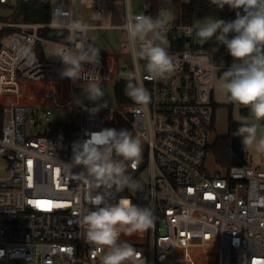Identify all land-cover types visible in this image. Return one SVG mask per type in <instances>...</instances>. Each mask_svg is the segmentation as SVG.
<instances>
[{"label":"built area","instance_id":"built-area-1","mask_svg":"<svg viewBox=\"0 0 264 264\" xmlns=\"http://www.w3.org/2000/svg\"><path fill=\"white\" fill-rule=\"evenodd\" d=\"M42 1L51 3L45 23L16 20L13 0H0V33L11 39L0 47V264H100L79 223L90 207L73 175L82 166L70 170L65 164L77 141L104 128H126L142 142L141 163L129 173L144 191L114 195L154 212L153 227L121 237L142 253L141 264H264V168L248 162L224 171L207 167L216 82L233 63L225 46L215 38L200 46L189 34L194 22L169 4L124 0L125 21L113 24L110 0ZM79 5L91 9L89 20L78 15ZM139 15L159 16L169 26L161 43L174 71L163 79H147L146 61L133 55L126 26ZM235 18L229 9L222 19ZM75 20L89 26L85 34L70 30ZM101 29L120 32L118 50L100 51L99 64H85V72L114 84L133 74L150 92L148 104H107L91 114L86 109L94 104L76 103L74 88L85 81L61 78L64 65L55 55L70 40L92 43L93 31ZM45 30L68 31L69 38L51 39ZM46 42L54 44L52 59L46 58ZM56 110L68 111L69 118ZM66 123L73 124L70 136L47 134Z\"/></svg>","mask_w":264,"mask_h":264},{"label":"clouds","instance_id":"clouds-1","mask_svg":"<svg viewBox=\"0 0 264 264\" xmlns=\"http://www.w3.org/2000/svg\"><path fill=\"white\" fill-rule=\"evenodd\" d=\"M210 2L221 10L227 5L236 11V18L225 21L209 16L196 20L189 34H194L200 46L215 38L233 58L222 72L218 88L226 102L248 109V116L239 118L235 133L241 138L242 147L264 153V133L258 135L264 122V0ZM88 29L79 20L70 25L75 33L85 34ZM168 30L167 22L159 16L139 15L126 26L133 55L146 61L149 80L163 79L174 71L173 58L161 43ZM70 44L55 55L64 65L59 75L73 83L85 81L83 99L77 98L76 103L84 107V100L91 102L95 106L86 110L96 114L107 107L105 92L99 75L85 72L84 65H98L101 50L86 40H70ZM204 58L213 64L208 53ZM122 78L126 81L127 97L139 105L150 102V92L133 74L126 73ZM142 151L141 140L128 129L104 128L88 140L77 141L71 163L65 164L70 170L82 166V171L73 175L82 183L84 200L90 207L80 213L79 223L84 229V242L90 245L93 256L99 255L100 264H141L142 253L121 237L153 227L154 212L149 206L133 204L128 197L115 201L114 195L125 189L132 195L144 191V185L129 173L141 163Z\"/></svg>","mask_w":264,"mask_h":264},{"label":"trees","instance_id":"trees-1","mask_svg":"<svg viewBox=\"0 0 264 264\" xmlns=\"http://www.w3.org/2000/svg\"><path fill=\"white\" fill-rule=\"evenodd\" d=\"M124 0H121V5ZM156 5L169 4L172 5L178 11H184V15L189 21H193L194 18V6L195 0L188 4L172 3L170 0H152ZM14 18L16 20L25 22H48L50 20L51 3L43 2L42 0H15L14 3ZM6 33L3 31L0 33V47L2 45V36ZM44 35L51 39H62L67 41L69 38L68 31H57V30H45ZM126 81L122 79L121 81L115 83V94L119 103H133L134 101L127 97L124 93ZM217 104H215L216 106ZM230 111L235 104L226 103ZM240 116H248V109L239 105ZM4 118V108L0 106V133L2 128V122ZM73 124H55L51 126V129L47 134L50 136H70ZM216 127L215 114L212 122V129ZM239 127L238 120H235L230 114L228 118V133L224 135H218L214 142L210 144L208 150L211 151L216 159L217 164L221 169H229L232 166V149H231V137L235 135L237 128Z\"/></svg>","mask_w":264,"mask_h":264},{"label":"rangeland","instance_id":"rangeland-1","mask_svg":"<svg viewBox=\"0 0 264 264\" xmlns=\"http://www.w3.org/2000/svg\"><path fill=\"white\" fill-rule=\"evenodd\" d=\"M135 6H137V0L134 1ZM15 3V0H13L12 4ZM14 5V4H13ZM110 7L111 11L114 14V16H118L117 13H120L122 10V5H121V0H110ZM137 8L135 7V10ZM194 18L193 22L196 20H202L206 17H214L218 19H222L225 16L226 12V5L224 8L221 10L217 8L215 5H212L210 0H195V6H194ZM4 20H10L11 16L8 15L7 17L3 18ZM118 22L123 23L124 19L117 20ZM106 23V21H103ZM11 42L10 37H4L2 39V44L4 46H9ZM107 44L101 45L99 41L96 38H93L92 43L98 47L101 51L102 50H107V46L110 44L109 41H107ZM44 49L46 53V58L47 59H52L54 55V44L52 42H46L44 44ZM118 50V49H117ZM220 82V79L217 80L216 82V89H215V98L219 103V106L217 108V116H216V127L213 130V132L210 134V142H214L215 138L218 135H224L228 133V118L230 114H232L233 118L235 120L239 121V118L241 117L239 114V105H234L232 108V111H230L229 107L226 105V99L223 95V93L219 90L218 84ZM102 88L105 92V97L107 104L114 108L117 107L119 102L116 98L115 94V84L113 82H104L102 83ZM74 93L77 96V98L83 99L82 96V85H77L74 88ZM91 102L84 100V105H89ZM56 114H63L64 115V120L69 118V115L65 116L66 113H69L68 111L62 112V110L57 111ZM264 133V122H261V127L258 130V135ZM246 151V158L248 163L252 164L253 166L261 167L264 168V153H258L255 148L252 149H245ZM207 167L210 170H217L219 169V165L216 162L214 154L210 151L207 155Z\"/></svg>","mask_w":264,"mask_h":264},{"label":"crops","instance_id":"crops-1","mask_svg":"<svg viewBox=\"0 0 264 264\" xmlns=\"http://www.w3.org/2000/svg\"><path fill=\"white\" fill-rule=\"evenodd\" d=\"M229 9L230 8L226 5V9H225L226 12L225 13H227L229 11ZM110 10H111V7H110ZM90 14H91V9L90 8L84 7L82 5H79V7H78V15L79 16H81L84 20H89ZM117 14H118V16H114V14L112 13V11L110 12V16H109V22L110 23H113V24H122L121 22H118L117 21L119 19H122V17H123V19L125 21V17H124V2L122 4V10H121V12L120 13H117ZM119 36H120V32L119 31L117 32V31L112 30V29L95 30L92 33V39L93 38H96L101 45L107 44L108 43L107 41L110 42V44L107 46V49L108 50H110V49L117 50L118 49V47H119ZM216 104L217 105L215 106V113H214L215 114V118L217 116V108L219 106V103H218L217 100H216ZM232 156H233V151H232ZM245 160H246L245 163H247L248 161H247V158H246V151H245ZM217 170L224 171L226 169L219 168Z\"/></svg>","mask_w":264,"mask_h":264},{"label":"water","instance_id":"water-1","mask_svg":"<svg viewBox=\"0 0 264 264\" xmlns=\"http://www.w3.org/2000/svg\"><path fill=\"white\" fill-rule=\"evenodd\" d=\"M231 149L233 151L232 164L243 165L245 160V148L242 147L241 138L236 135L231 137Z\"/></svg>","mask_w":264,"mask_h":264}]
</instances>
